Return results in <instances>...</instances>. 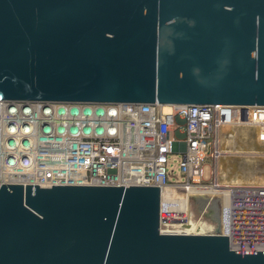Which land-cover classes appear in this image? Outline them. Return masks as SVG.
<instances>
[{"label":"water","instance_id":"1","mask_svg":"<svg viewBox=\"0 0 264 264\" xmlns=\"http://www.w3.org/2000/svg\"><path fill=\"white\" fill-rule=\"evenodd\" d=\"M0 98L264 106V0H0ZM160 224L157 185L0 183V264H264Z\"/></svg>","mask_w":264,"mask_h":264},{"label":"built area","instance_id":"2","mask_svg":"<svg viewBox=\"0 0 264 264\" xmlns=\"http://www.w3.org/2000/svg\"><path fill=\"white\" fill-rule=\"evenodd\" d=\"M170 105L168 109L159 102L10 103L0 98V183L157 185L162 231L214 232L194 220L191 212L178 210L181 193L168 200L164 189L222 187L218 163L229 152L226 143L234 135L224 129L249 127L264 145V106ZM175 152L181 153L180 177L170 165ZM207 164L210 179L205 177ZM223 232L234 249L264 250V184L231 188L229 230Z\"/></svg>","mask_w":264,"mask_h":264},{"label":"rangeland","instance_id":"3","mask_svg":"<svg viewBox=\"0 0 264 264\" xmlns=\"http://www.w3.org/2000/svg\"><path fill=\"white\" fill-rule=\"evenodd\" d=\"M226 132H231L234 135L232 137V140L226 143L228 145L227 150L229 152L225 155V157L229 160L228 163L222 164V162L220 161L218 163L220 168V176L223 177H220V183H228V178L237 177L239 176L238 174H240V172H243L245 176L244 178L242 177L243 179L240 178L241 180H244V182L250 181L252 179L254 180L253 182L264 183V145L259 143L256 138L253 137L255 136V133H253V131L251 132L249 127H228L226 129ZM239 149H253L256 151H252V153H242V151ZM170 157V165L175 169V172L178 173V177H180L179 161L181 158V153L175 152ZM237 161L239 162V164ZM209 166L210 164L205 165L206 179H210ZM229 181L235 182L233 179ZM226 189L212 191L209 186H207L205 189L182 188L181 190H178L176 188H172L165 191L163 193V197L165 199L171 200L173 199V197L181 193L183 195V197H181L182 203L178 207V210H183V212H188L189 214L191 212L194 220L203 222L207 227L215 230L216 227H218L219 221H221V223L225 227L227 211V198L225 195ZM212 193L214 195H212ZM171 194H174V196H172ZM170 204L173 206V213L175 214V216H179V213H176L177 205L173 202H171Z\"/></svg>","mask_w":264,"mask_h":264},{"label":"bare ground","instance_id":"4","mask_svg":"<svg viewBox=\"0 0 264 264\" xmlns=\"http://www.w3.org/2000/svg\"><path fill=\"white\" fill-rule=\"evenodd\" d=\"M165 106H166V108H170V104H165ZM256 149V148H255ZM243 151H246V150H243ZM251 151H256V150H253V149H251ZM239 152V151H238ZM249 157V156H248ZM228 181V183H226V182H222V183H220V185L223 187H217V186H209V188L212 190V191H219V190H221V189H226V191H225V195H226V198H227V211H226V223H225V227L223 226V224H222V229H223V231H228L229 230V210H230V193H231V188L233 187V186H235V185H240V184H244V181L243 180H241L240 178L239 179H237L235 182H233V181H229V180H227ZM254 180H250V181H247L246 183L247 184H253V183H258V182H253ZM243 182V183H242ZM231 183H237V184H231ZM260 184H264V183H261V182H259ZM192 188H197V187H192ZM169 189H172V188H166V189H164V192L165 191H167V190H169Z\"/></svg>","mask_w":264,"mask_h":264},{"label":"crops","instance_id":"5","mask_svg":"<svg viewBox=\"0 0 264 264\" xmlns=\"http://www.w3.org/2000/svg\"><path fill=\"white\" fill-rule=\"evenodd\" d=\"M224 130H226V128L224 129ZM239 150H241L242 152H249V153H252V151L251 150H246V151H243V149H239ZM248 156H249V154H248ZM237 160H239V159H237ZM228 159L224 156V158L222 157V159L220 160V162H222V164H226V163H228ZM238 162V161H237ZM237 164V163H236ZM238 164H239V162H238ZM239 176H237V177H234V178H228V180H231V179H233L234 181H236V179L237 178H244L245 176H244V174H243V172H240V174H238ZM221 178H223V177H221ZM236 178V179H235ZM242 178V179H243ZM227 179V178H226ZM252 180V179H251ZM244 181V180H243ZM244 183H246V182H244ZM259 183V182H258Z\"/></svg>","mask_w":264,"mask_h":264}]
</instances>
